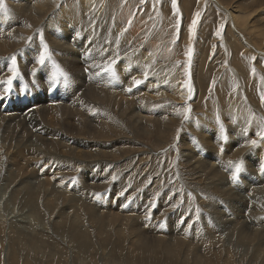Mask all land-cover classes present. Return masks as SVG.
<instances>
[{
	"label": "rangeland",
	"instance_id": "rangeland-1",
	"mask_svg": "<svg viewBox=\"0 0 264 264\" xmlns=\"http://www.w3.org/2000/svg\"><path fill=\"white\" fill-rule=\"evenodd\" d=\"M73 1L78 0H70V3ZM96 1H102V6L96 5L98 9L90 6L89 12L82 13V21L84 28H92L96 39L102 38L100 40L105 46H101V53L105 57L104 61L110 63L102 64L99 74H110L108 68L115 69L117 74V69L123 68L125 62L121 59L140 64L146 56L149 59L146 62L154 65L153 71L160 72L157 75L163 74L165 77L166 74V78L174 75L177 78L179 72L183 73L180 74L181 78L188 77L186 80L191 89L187 95V104H178L176 95H171L167 89L170 85L162 84L170 93L161 97L156 104L153 101L144 103L153 107L150 120H159V123L162 119L164 121L175 117L176 120L180 117V120L163 136L158 134L157 129L151 132L143 128L138 130L128 117L134 113L136 116L135 111L139 110H136V106H141L140 102L130 104V98L119 96L121 93H114L113 90V95L124 100V104H109L105 98L99 102L97 100L96 104L86 95L85 87L79 88V85L67 81L69 71L60 67L56 53L49 49L55 42L52 39L54 35L51 36L52 27L47 29L44 22H33L23 7L19 11L12 8L13 0H0V18L3 17V20L0 19V39L7 33H13L15 38L17 36L16 42L11 41L13 49L0 51L2 155L7 149L3 139L13 143V140L10 141L11 136L24 138V141L32 134L46 140L53 138L52 142L42 147L50 153L47 155L50 158H44L43 153L37 152L33 153V157L26 148H16L15 145L7 157L1 155L0 264H264V0H174V10L169 0ZM183 1L189 5H184ZM74 2L71 7L76 4ZM16 3L17 0L14 6ZM57 5L48 15L57 9ZM15 11L21 16L18 13L16 15ZM5 13L10 16H5ZM140 18L143 19L140 21ZM163 18L166 19L164 22ZM133 21L137 24H132ZM165 22H168L167 25ZM9 23L12 24L10 27ZM18 29L22 31L18 32ZM132 29L137 31L129 36V30ZM56 30L64 33L60 27ZM22 36L25 39L21 40ZM183 39H186V43L181 42ZM77 40L78 44L75 41L76 45L72 49L81 47L83 39ZM112 40H115L114 44ZM73 41L65 42L71 44ZM148 43H152L151 47ZM113 58L117 60L114 62ZM48 62L49 66L44 68V63L47 65ZM143 66L145 71L142 75L141 71L138 75V69L124 72L121 78L123 83L136 81L137 85L129 84L136 89L149 84L147 76L151 74L152 65L143 63ZM87 71L90 73L89 69ZM8 75L11 79L5 78ZM109 79L106 78L105 86L111 82L115 86V82ZM151 82L153 85L158 83L153 80ZM96 83L98 86L101 84L98 81ZM121 90L124 91L123 88ZM163 91L160 89L161 93ZM87 104L91 107L87 108ZM120 107H125V111L122 112ZM47 109L53 113L61 111L66 114L60 120L67 125L66 129L58 125L54 126L55 129L50 123L45 128L36 127L38 130L35 133L28 125L30 123H26L27 119L22 117L24 110L31 115ZM69 111L76 113L77 117H83L71 118ZM90 116L95 117V122ZM77 121L83 124L79 126ZM70 124L75 126L71 129L68 126ZM17 127L21 133L16 131ZM116 127H119L118 130ZM180 142L189 144H184L188 148L185 158L180 156L182 147L185 148ZM144 152L152 157L143 165H137ZM173 152L175 160L173 156L172 160L166 161ZM181 158H184L182 163ZM33 180L37 183H33ZM26 183L35 191L31 203L26 202V199V203L22 201ZM14 189L20 191L15 192L12 202L8 190ZM28 208L35 210L32 213L38 219L29 217ZM71 224L77 225L82 231L80 238L73 232ZM135 226L141 227L138 229ZM248 227L257 236L249 235ZM13 235L16 242L10 238ZM142 239L154 243H140ZM254 245L257 247H252ZM173 254L174 257H171Z\"/></svg>",
	"mask_w": 264,
	"mask_h": 264
},
{
	"label": "bare ground",
	"instance_id": "bare-ground-1",
	"mask_svg": "<svg viewBox=\"0 0 264 264\" xmlns=\"http://www.w3.org/2000/svg\"><path fill=\"white\" fill-rule=\"evenodd\" d=\"M6 1V0H5ZM15 1L16 0H13V2H14V4H15ZM114 1V0H113ZM170 1V4H171V6H172V10H174V8H173V4H174V0H169ZM186 1V0H185ZM185 1H183L184 2V5H186V6H188L189 5V3H185ZM8 3H9V1H7ZM74 2V1H73ZM73 2H71V3H73ZM106 2H108V0H106ZM105 2V3H106ZM109 2L111 3L112 2V0L110 1L109 0ZM11 3V2H10ZM58 3V5H57V9H55L54 10V12L51 14V15H48L49 13H50V11H51V9L52 8H54V7H56V4ZM71 3H70V0H17V5H15L14 6V4L11 6L10 4V6L12 7V8H14L15 10H17V11H19V10H22L21 8L23 7V11L24 12H26L27 14H28V16L29 17H31L30 19H32V21L33 22H37V21H41V22H44V24H45V26H47V29H49L50 28V26L52 27V29H51V31H52V33H51V36L52 35H54L53 36V38L52 39H55V42L54 43H52L51 45V47L52 48H49L48 46V48L49 49H51L52 50V52L54 53H56V57H57V59H58V64L60 65V67L62 66V67H64L65 69H67L69 72L67 73V77H68V79L69 80H67V81H69V82H71L72 84H74V85H79V88L80 87H85V91H86V95H88L90 98H92L91 100L93 101H95V103L97 102V100H98V102H99V100H103L104 98H105V100H106V102H109V104L110 103H112V104H114V103H118L119 105L120 104H124L123 102H124V100H119V97L118 96H116L115 94L113 95V90H115V92L114 93H116V92H118V93H121V94H119V96H123V97H125L126 99L127 98H130L131 100H129L128 102L131 104V102H133L132 104H137L138 102H140L141 103V106L140 105H137L136 106V110H138V112L137 111H135L136 112V116H135V113H134V115H130V117H128L129 118V120H131L132 122H133V124L135 125H133L134 127H136L138 130H142V128H143V130L144 131H148V129H149V131L148 132H151L152 130L154 131L155 129H157L158 130V134L159 135H165L166 133H168V131L170 130V129H173V127H175L176 126V123H177V120L179 121L180 120V117H177V120H176V117L175 118H169L168 120H164V121H162V120H160V123H159V120H155V121H152V120H150V119H152L151 117H152V113H153V111H152V106H150V105H145V104H147L146 102H148V101H153V103L154 104H156V102L158 101V100H161L160 98L162 97H165V95H167V94H169L170 92H171V95H176V97L177 98H175L176 99V101L178 102V104H180V103H184V102H186V103H184V104H187V95H188V93H189V91H190V83H189V81L188 80H186V78H188V77H186V78H181L180 77V74L181 75H183V73H180L179 74V72H178V77L177 78H175V76L174 75H171V76H169L168 77V74H167V77L168 78H166V74H165V77H164V75L162 74V75H157V70H155V71H153L154 70V65L153 64H151V63H148V62H146V60H147V57L146 56H144L146 59H142L141 61H140V64H132V62H131V60H129V61H127V59H125V60H122L121 58H119V59H121V61H125V62H123V68H118L117 69V74L115 73V69H110V68H108L109 69V71H110V74H108V72L107 73H104V74H99V72L101 71V67H102V64L104 65L105 63L106 64H109L110 62L109 61H107V62H105L104 61V59H105V57L103 56V54L101 53L102 51H103V49L101 48V46L103 45V43L101 42V40H102V38H99V39H96V35H95V32L92 30V28H84V20L82 21V13H85V12H89L88 10L90 9V6H94V8L96 7V5H99L100 7L102 6V4H103V2L102 1H96V0H78L77 2H74V3H76L73 7H71L72 5H71ZM8 5V4H7ZM71 5V6H70ZM79 6V8H78V6ZM115 5V4H114ZM200 5V4H199ZM6 6V5H5ZM108 6H109V4H108ZM111 6V5H110ZM201 6V5H200ZM10 7V8H11ZM5 8H7V6L5 7ZM97 9L99 8V7H96ZM202 8V7H201ZM197 9V8H196ZM103 10V9H102ZM125 10V9H124ZM202 10V9H201ZM12 11H14L13 9H12ZM96 11V10H95ZM100 11V10H99ZM124 12V11H123ZM127 12V11H126ZM4 13V12H3ZM2 13V14H3ZM9 13V12H8ZM14 13H16V11L14 12ZM13 13V14H14ZM18 13V12H17ZM17 13H16V15H17ZM91 13V12H90ZM102 13V12H101ZM104 13V12H103ZM1 14V15H2ZM21 14V13H20ZM24 14V13H23ZM107 14V13H106ZM110 14V13H109ZM6 15H9V14H7V13H5V16ZM18 15H19V13H18ZM231 15H232V13H231ZM4 16V15H3ZM10 16V15H9ZM19 16H21V15H19ZM89 16H90V14H89ZM2 17V16H1ZM29 17L27 18V20L29 19ZM239 17V16H238ZM244 17V16H243ZM3 18V17H2ZM2 18H0V19H2ZM6 18V17H5ZM7 18H8V16H7ZM7 18H6V20H7ZM10 18V17H9ZM237 18V17H236ZM242 17H240V19H241ZM143 18H140V21L142 20ZM231 19V18H230ZM243 19V18H242ZM246 19H249L248 17L246 18ZM3 20V19H2ZM10 20V19H9ZM137 20H139V19H137ZM166 19L165 18H163L162 19V22H164ZM171 20V19H170ZM232 21V20H231ZM241 21V20H240ZM5 22V21H4ZM8 22V21H7ZM33 22H31V23H33ZM40 22V23H41ZM197 22V21H196ZM249 22V21H248ZM93 23V22H92ZM166 24L165 25H167V23L168 22H165ZM1 24V23H0ZM7 24V23H6ZM34 24V23H33ZM33 24H32V26H33ZM132 24H134V25H136L137 23L136 22H134L133 21V23ZM239 24V23H238ZM12 24L11 23H9L8 24V27H10ZM39 25V24H38ZM94 25V24H93ZM134 25H133V27H134ZM164 25V26H165ZM233 25H234V23H233ZM31 25L29 26V27H32ZM34 26H35V24H34ZM236 26H237V24H236ZM241 26H242V24H241ZM244 26V25H243ZM2 27H4V26H2ZM21 27V26H20ZM58 27H60V28H62L63 30H64V33H62V31H58V30H56ZM93 27V26H92ZM22 28V27H21ZM135 28V27H134ZM249 28V27H248ZM23 30H24V28H22ZM45 29V28H44ZM43 29V30H44ZM112 29V28H111ZM137 29H139V27L137 28ZM25 30L26 31H28L29 32V30H27L26 28H25ZM97 30V29H96ZM99 30V29H98ZM17 31V30H16ZM19 31H22V30H19L18 29V32ZM31 31V30H30ZM47 31V30H46ZM121 31V30H120ZM136 31L137 30H134V29H132V30H129V32L131 33L129 36H131L132 35V33H136ZM161 31H163V30H161ZM228 30H226V32H227ZM230 31V30H229ZM228 31V32H229ZM235 31V30H234ZM11 32H12V30H11ZM44 32V31H43ZM48 32V31H47ZM67 32H69V34H67ZM116 32V31H115ZM114 32V33H115ZM118 32V31H117ZM116 32V33H117ZM181 32V31H180ZM250 32V31H249ZM26 33V32H25ZM30 33V32H29ZM28 33V34H29ZM115 33V34H116ZM185 33H187V32H185ZM190 33V32H189ZM229 33H232V31L231 32H229ZM229 33H227V34H229ZM16 35H17V33H15ZM19 34V33H18ZM27 34V33H26ZM43 34H45V33H43ZM118 35H119V33H117ZM121 34V33H120ZM160 34H161V32H160ZM162 34H163V32H162ZM192 34V33H191ZM245 34V33H244ZM254 34V32L252 33V35ZM128 35V34H127ZM135 35H137V34H135ZM135 35H134V37H135ZM159 35V34H158ZM185 35V34H184ZM232 35V34H231ZM7 36H8V38H7ZM28 36V35H27ZM50 36V37H51ZM102 36V35H101ZM110 36H111V34H110ZM120 36V35H119ZM119 36H118V39H119ZM128 36V37H129ZM187 36V35H186ZM229 36V35H228ZM21 37V36H20ZM46 37V36H45ZM99 37V36H98ZM185 37V36H184ZM183 37V38H184ZM245 37V36H244ZM16 38H17V36H16ZM15 37H14V34L13 33H7V35L4 37V38H2L1 37V39H0V51L1 50H4V52L6 51V50H8V49H10L11 48V45H12V43L14 42L13 40H15V42L17 41V39H16ZM23 36H22V39L21 40H23ZM41 38H43V37H41ZM115 38V37H114ZM122 38V37H121ZM125 38V37H124ZM124 38L122 39V40H124ZM136 38V37H135ZM134 38V39H135ZM179 38H180V36H179ZM182 38V37H181ZM189 38V37H188ZM232 38H233V36H232ZM246 38V37H245ZM3 39V40H2ZM5 39V40H4ZM25 39V38H24ZM44 39V38H43ZM72 39H74V41H73V43H71V44H68L67 42H65V41H70V40H72ZM77 39H79L80 41H81V39H83L82 41H81V52H80V48H75V49H72L71 47L74 45H76L75 44V41H76V43H77ZM101 39V40H100ZM127 39V38H126ZM129 39V38H128ZM133 39V40H134ZM138 39V38H137ZM136 39V40H137ZM187 39V38H186ZM185 39V40H186ZM198 39H200V37L198 38ZM234 39V38H233ZM236 39V38H235ZM247 39V38H246ZM116 40V39H115ZM115 40L113 41V44L115 43ZM185 40L183 39L181 42H185ZM212 40H213V37H212ZM218 40V39H217ZM11 41H13L12 43H11ZM42 41V40H41ZM54 41V40H53ZM61 41H64L63 43H61ZM120 41V40H119ZM187 41H189V40H187ZM214 41L216 42V40L214 39ZM19 42V41H18ZM218 42V41H217ZM219 42H221V41H219ZM238 42V41H237ZM21 43V42H20ZM36 43V42H35ZM44 43H45V41H44ZM105 43V42H104ZM118 43V42H117ZM116 43V44H117ZM142 43V42H141ZM186 43V42H185ZM242 43V42H241ZM246 43V42H245ZM37 44V43H36ZM46 44V43H45ZM78 44V43H77ZM149 44V43H148ZM151 44L152 43H150L149 44V46L151 47ZM236 44V43H235ZM240 44V43H239ZM238 44V45H239ZM252 44V43H251ZM264 44V43H263ZM14 45H16V44H14ZM18 45H22V44H18ZM24 45V44H23ZM35 45V44H34ZM33 45V46H34ZM106 45V44H105ZM142 45H143V43H142ZM219 45V47H220V44H218ZM37 46V45H36ZM104 46V45H103ZM148 46V47H149ZM208 46V45H207ZM251 47H252V45H250ZM263 46V45H262ZM19 47V46H18ZM21 47V46H20ZM105 47V46H104ZM107 47V46H106ZM149 47V48H150ZM152 47H153V45H152ZM239 47V46H238ZM247 47V46H246ZM37 48V47H36ZM217 48V47H216ZM242 48V47H241ZM248 48V47H247ZM261 48V47H260ZM264 48V47H263ZM11 49H13V46H12V48ZM25 49H27V48H25ZM24 49V50H25ZM38 49V48H37ZM220 49V48H219ZM238 49V48H237ZM243 49H244V47H243ZM256 49V48H255ZM23 50V49H22ZM35 50V49H34ZM51 50H49V52L48 53H50V51ZM250 51H252L253 49H249ZM259 50H262V49H259ZM11 51V50H10ZM37 51V50H36ZM119 51V50H118ZM205 51V50H204ZM248 51V50H247ZM258 51V50H257ZM264 51V50H263ZM12 52V51H11ZM38 52H39V50H38ZM110 52H112V51H110ZM206 52V51H205ZM254 52V51H253ZM44 53V52H43ZM82 53H83V56H82ZM223 53V52H222ZM256 53V52H255ZM254 53V54H255ZM6 53H2V55H5ZM109 54V53H108ZM207 54V53H206ZM224 54V53H223ZM261 54V53H260ZM22 55V54H21ZM36 56H37V54H35ZM51 55V54H50ZM49 55V56H50ZM156 55V54H155ZM154 55V56H155ZM159 55V54H158ZM202 55V54H201ZM262 55V54H261ZM25 56V55H24ZM29 56V55H28ZM203 56H205V54L203 53ZM202 56V57H203ZM258 56V55H257ZM27 57V56H26ZM262 57H263V55H262ZM1 58V57H0ZM46 58V57H45ZM155 58H156V61H157V57L155 56ZM197 58V57H196ZM225 58V57H224ZM23 59H24V57H23ZM28 59V58H27ZM38 59V58H37ZM195 59V58H194ZM208 59V58H207ZM210 59V58H209ZM216 59V58H215ZM25 60V59H24ZM23 60V61H24ZM36 60V59H35ZM48 60V59H47ZM56 60V59H55ZM115 60H117V58H113V61L115 62ZM149 60V59H148ZM147 60V61H148ZM202 60V59H201ZM218 60V59H217ZM17 61L19 62V60L17 59ZM29 61V60H28ZM33 61V60H32ZM43 61V60H42ZM120 61V60H119ZM150 61H151V59H150ZM210 61V60H209ZM260 61H262L261 59H260ZM44 62V61H43ZM50 62H51V60H50ZM81 62L83 63V65H81ZM116 62H118V61H116ZM152 63H153V60L151 61ZM154 62H155V60H154ZM202 62V61H201ZM204 62V61H203ZM215 62V61H214ZM218 62V61H217ZM215 63V64H218V65H221L222 64V62H221V64H219V63ZM8 63V62H7ZM35 63V62H34ZM39 63V62H38ZM56 63V62H55ZM143 63H145V64H147L148 66H150V65H152V70H151V72H149V73H151V74H149L147 77H149V80H150V82H149V84H144L143 86H141V88L140 89H136V88H133V87H131L129 84H131L132 86H134V85H137L138 83L136 82V81H131L129 84H124L123 83V81H122V76H124V72L125 73H129V71H130V69H133V70H135V71H137V69H138V71H137V73H138V75H140V71H141V75L142 74H144V71H145V67L143 66V68H142V65H143ZM186 63V62H185ZM1 64V63H0ZM50 64H52V63H50ZM156 64V63H155ZM214 64V63H213ZM212 64V65H213ZM224 64V63H223ZM243 64H245V63H243ZM15 65V63L12 65V66H14ZM38 65V64H37ZM53 65V64H52ZM57 65V64H56ZM56 65H55V67H56ZM59 65H58V67H59ZM202 65V64H201ZM200 65V66H201ZM218 65L216 66V67H218ZM251 65V64H250ZM260 65V64H259ZM7 66V65H6ZM47 66H49V62H48V64L46 65L45 63H44V68H46ZM140 66H141V68H140ZM188 66V65H187ZM224 66V65H223ZM5 67V66H4ZM11 67V66H10ZM33 67V66H32ZM59 67V68H60ZM61 67V68H62ZM105 67V66H104ZM117 67V66H116ZM138 67V68H137ZM240 67V66H239ZM13 68V67H12ZM15 68V67H14ZM19 68H20V66H19ZM18 68V69H19ZM31 68V67H30ZM222 68V67H221ZM224 68H226V67H224ZM244 68V67H243ZM22 69H24V66H23V68ZM54 69V68H53ZM52 69V70H53ZM63 69V68H62ZM89 69V71H90V73L87 71ZM150 69V68H149ZM160 69V68H159ZM183 69V68H182ZM195 69V68H194ZM213 69V68H212ZM214 69H215V67H214ZM219 69V68H218ZM240 69V68H239ZM11 70H13V69H11ZM28 70V69H27ZM57 70V69H56ZM59 70H61V69H59ZM165 70V69H164ZM187 70H188V68H187ZM257 70V69H256ZM8 71V70H7ZM17 71H19V70H17ZM22 71V70H21ZM25 71V70H24ZM35 71V70H34ZM47 71V70H46ZM63 71V70H62ZM103 71V70H102ZM150 71V70H149ZM179 71H181L180 69H179ZM252 71V70H251ZM250 71V72H251ZM260 71V70H259ZM1 72H3V71H1ZM9 72H10V70H9ZM8 72V73H9ZM20 72V71H19ZM23 72V71H22ZM29 72V71H28ZM39 72V71H38ZM56 72V71H55ZM64 72V71H63ZM172 72V71H171ZM182 72H184V71H182ZM250 72H248L249 74H250ZM6 73V72H5ZM4 73V74H5ZM30 73V72H29ZM50 73V72H49ZM56 73H58V71L56 72ZM158 73H160V72H158ZM165 73V72H164ZM167 73H170V72H168L167 71ZM175 73H177V72H175ZM192 73V72H191ZM15 74V73H14ZM18 74H20V73H18ZM46 74H47V72H46ZM63 74H65V73H63ZM148 74V73H147ZM147 74H145V75H147ZM171 74V73H170ZM193 74V73H192ZM191 74V75H192ZM9 75H11V74H9ZM9 75H8V77H5V78H10L9 77ZM22 75H24V74H22ZM29 75H31V74H29ZM96 75V76H95ZM13 76V75H12ZM27 76V75H26ZM38 76H40V75H38ZM62 76V75H61ZM249 76V75H248ZM31 77V76H30ZM33 77V76H32ZM66 77V78H67ZM111 78L114 82H115V86H113V85H111V83H109V84H106V86H105V83H106V81L108 80H106V78ZM184 77V76H183ZM23 78V77H22ZM191 78V77H190ZM246 78H248V77H246ZM3 79V78H2ZM11 79V78H10ZM9 79V80H10ZM27 79V78H26ZM30 79V78H29ZM48 79V78H47ZM111 79H109V81L111 80ZM239 79H240V77H239ZM7 80V79H6ZM31 80V79H30ZM106 80V81H105ZM111 80V81H112ZM151 80H153V81H155V82H158L156 85H153L152 84V82H151ZM197 80V79H196ZM17 81V80H16ZM53 81H54V79H53ZM67 81H65L66 82V84L68 83ZM96 81H98V83H101L102 84V86H100L101 84H99V86H98V84L96 83ZM105 81V82H104ZM138 81H140V80H138ZM30 82V81H29ZM48 82V81H47ZM55 82V81H54ZM113 82V83H114ZM165 82H167V83H165ZM8 84V83H7ZM24 84V83H23ZM65 84V85H66ZM70 84V83H69ZM72 84H70V85H72ZM155 84V83H154ZM162 84H166V85H170V87L169 88H167L166 89V87L164 86H162ZM196 84H198V81H196ZM6 85V84H5ZM17 85V84H16ZM73 85V86H74ZM223 85V84H222ZM7 86V85H6ZM69 86V85H68ZM72 86V87H73ZM1 87V86H0ZM8 87V86H7ZM19 87V86H18ZM21 87V86H20ZM31 87V86H30ZM70 88H71V86H69ZM126 87V88H125ZM165 88V89H163V88ZM197 87H199L200 88V85H198ZM224 87V86H223ZM67 88V87H66ZM69 88V90L71 91V89ZM124 89V91H122L121 89ZM226 88V87H225ZM160 89H162V90H164L163 92L164 93H161L160 92ZM167 91V92H166ZM130 93V94H129ZM142 93V94H141ZM151 95H153V96H151ZM164 95V96H163ZM228 95V94H227ZM83 96V95H82ZM85 96V95H84ZM37 97V96H36ZM88 97V98H89ZM39 98V97H38ZM84 98V97H83ZM124 98V99H125ZM168 98V97H167ZM172 97H170V99H171ZM64 99V98H63ZM169 99V98H168ZM40 100V99H39ZM59 100V99H58ZM71 100V99H70ZM86 100H87V98H86ZM174 100V99H173ZM1 101L2 100H0V104H1ZM84 101V100H83ZM92 101H90V102H92ZM120 101H122L121 103H120ZM6 102V101H5ZM80 102V101H79ZM87 102V101H86ZM89 102V101H88ZM87 102V103H88ZM127 102V101H126ZM127 102V103H128ZM40 103V102H39ZM103 103V102H102ZM145 103V104H144ZM158 103V102H157ZM16 104V103H15ZM26 104H27V102H26ZM85 104V103H84ZM93 104V103H92ZM97 104V103H96ZM95 104V105H96ZM104 104V103H103ZM126 104V103H125ZM66 105V104H65ZM99 105V104H98ZM101 105V104H100ZM166 105V104H165ZM1 106V105H0ZM42 106V105H41ZM75 106V105H74ZM86 106V105H85ZM93 106V105H92ZM102 106V105H101ZM104 106V105H103ZM106 106H108V105H106ZM106 106H104V107H106ZM115 106V105H114ZM125 106V105H124ZM187 106V105H186ZM88 107H91V106H88V104H87V108ZM95 107V106H94ZM94 107H92V108H94ZM100 107V106H99ZM117 107V106H116ZM128 107V106H127ZM133 107H135V106H133ZM161 107V106H160ZM190 107V106H189ZM2 107H0V112L2 111V109H1ZM91 108V109H92ZM97 108V107H96ZM112 108H113V106H112ZM111 108V109H112ZM121 108V107H120ZM129 108V107H128ZM138 108V109H137ZM44 109V108H43ZM64 109V108H63ZM85 109H86V107H85ZM122 109V112H124L125 111V107H122L121 108ZM165 109L167 110V106H165ZM6 110V109H5ZM61 110V109H60ZM65 110V109H64ZM93 110V109H92ZM171 110H172V108H171ZM179 110H181V109H179ZM84 111V110H83ZM90 111L91 110H89V113H90ZM105 111H106V109H105ZM113 111V110H112ZM114 111H116V110H114ZM127 111V110H126ZM130 111V110H129ZM134 111V109L132 110V112ZM96 112V111H95ZM99 112V111H98ZM158 112H160V111H158ZM169 112H171V111H169ZM13 113V112H12ZM11 113V114H12ZM117 113V112H116ZM125 113H127V112H125ZM131 113V112H130ZM175 113V112H174ZM4 114V113H3ZM16 114V113H15ZM19 114V113H18ZM21 114V113H20ZM77 114H79V113H77ZM91 114V113H90ZM93 114V113H92ZM138 114V115H137ZM171 114V113H170ZM9 115V114H8ZM64 115H66L65 113H63V112H51V111H49L48 109L47 110H45V111H42V112H39V113H32L31 115H30V113H28V111H26V110H24L23 112H22V117L24 118V119H27L26 120V123L28 122V123H30V124H28V125H30L31 127H32V129H33V132H37V130H38V128H45V126L46 127H48V124H50V123H52L53 124V126L52 127H54V126H61L62 128H64V129H66V127H67V125H65V123L63 122H61L60 120H63V118H64ZM69 115L71 116V118L73 117L74 119L77 117V115H76V113L74 114V113H70V111H69ZM118 115V114H117ZM116 115V116H117ZM160 115V114H159ZM169 115V114H168ZM4 116V115H3ZM2 116V117H3ZM11 116V115H10ZM68 116V115H67ZM88 116V115H87ZM110 116V115H109ZM129 116V115H128ZM176 116V115H175ZM79 117H83V116H79ZM79 117H77V118H79ZM124 117H125V115H124ZM9 118H11V117H9ZM8 118V119H9ZM15 118V117H14ZM89 118H91L92 120L95 118V117H89ZM127 118V119H128ZM163 118V117H162ZM13 119V118H12ZM82 119V118H81ZM106 119V118H105ZM104 119V120H105ZM160 119V118H159ZM47 120H53L54 122H52V121H49V122H47ZM84 120V119H83ZM254 120V119H253ZM94 121V120H93ZM93 121H91V122H93ZM98 121H99V119H98ZM101 121V120H100ZM99 121V122H100ZM110 121V120H109ZM24 122V121H23ZM66 122V121H65ZM73 122V121H72ZM78 123H79V126H81L83 123L81 122V121H77ZM88 122H90V121H88ZM87 122V124H89ZM95 122V121H94ZM76 123V122H75ZM104 123H106V122H104ZM100 124V123H99ZM107 124V123H106ZM109 124V123H108ZM85 125V124H84ZM95 125H97V124H95ZM110 125V124H109ZM21 126V125H20ZM69 126V128H73L72 126H75V125H73V124H70V125H68ZM77 126V125H76ZM90 126V125H89ZM89 126H87V127H89ZM101 126V125H100ZM118 126V125H117ZM208 126V125H207ZM19 127V126H18ZM18 127H17V130L16 131H18ZM36 127H38V128H36ZM52 127H50V128H52ZM91 127V126H90ZM89 127V128H90ZM97 127H99V125L97 126ZM106 127V126H105ZM107 127H109V126H107ZM111 127V126H110ZM163 127V128H162ZM236 127V126H235ZM21 128V127H20ZM55 129H56V127H54ZM54 128H52V129H54ZM79 128V127H78ZM93 128V127H92ZM92 128H91V133H93V131H92ZM100 128V127H99ZM117 128V130H118V128L119 127H116ZM24 129V128H23ZM101 129V128H100ZM237 129V128H236ZM1 130V129H0ZM20 130V129H19ZM22 130V129H21ZM63 130V129H62ZM69 130V129H68ZM76 130H77V128H76ZM93 130H95V129H93ZM99 130V129H98ZM97 130V131H98ZM104 130V129H103ZM200 130H202V129H200ZM238 130V129H237ZM253 130H255V128L253 129ZM23 131V130H22ZM32 131V130H31ZM72 131H74V130H72ZM105 131V130H104ZM205 131V130H204ZM21 133V131H18V133ZM27 132V131H26ZM41 132V131H40ZM246 132H248V131H246ZM252 132V131H251ZM17 133V132H16ZM97 133V132H96ZM113 133V132H112ZM249 133V132H248ZM4 134V133H3ZM11 134V133H10ZM9 134V135H10ZM39 134V133H38ZM79 134V133H78ZM109 134V133H108ZM111 134V133H110ZM145 134V133H144ZM6 135H7V137H8V134L6 133ZM12 135H14V134H12ZM17 135V134H16ZM20 135V134H19ZM24 135H25V133H24ZM23 135V136H24ZM30 135V134H29ZM152 135V134H151ZM249 135V134H248ZM1 136H2V134H1ZM5 136V135H4ZM27 136V135H26ZM25 136V137H26ZM149 136V135H148ZM204 136H205V134H204ZM230 136V135H229ZM206 137V136H205ZM212 137H214V136H212ZM240 137V136H239ZM241 137H243V136H241ZM5 138V137H4ZM9 138V137H8ZM14 138V137H13ZM12 138V136H11V140L10 141H12L13 143H11V142H9L8 140H5V139H3L4 140V143H6V145H7V149H6V151H4L3 152V155H9L10 153H9V151L13 148V146L15 145V147L16 146H19V148H20V146H21V148L23 147V148H26L27 150H28V152L29 153H31L32 155H33V157H34V152H37V153H43L44 155H45V157L44 158H50V156H47V155H50V153H48L46 150L44 151L43 149H42V147L44 146V145H46L47 143H50V142H52V139L53 138H50V140H46L44 137H40L39 135H37V134H35V136H33V134L27 139V140H23V139H21V138H19V139H17L16 137L13 139ZM210 138V137H209ZM16 139V140H15ZM56 139V138H55ZM65 139V138H64ZM183 139V138H182ZM208 139V138H207ZM247 139V138H246ZM249 139V138H248ZM46 140V141H45ZM61 140V139H60ZM231 140H233L232 138H231ZM46 143H45V142ZM55 141V140H54ZM63 141V140H62ZM208 141V140H207ZM1 142H3L2 140H1ZM203 142V141H202ZM209 142V141H208ZM180 143H182L183 145L182 146H185V145H189L187 142H180ZM231 143V142H230ZM64 144V143H63ZM185 144V145H184ZM207 144V143H206ZM212 144V143H211ZM247 144H249V143H247ZM66 145H69V144H66ZM233 145V144H232ZM250 145V144H249ZM1 146V145H0ZM4 146H5V144H4ZM51 146H52V143H51ZM261 146H263V143H262V145ZM14 147V148H15ZM53 147H54V145H53ZM71 147V146H70ZM225 147H226V145H225ZM240 147V146H239ZM238 147V148H239ZM264 147V146H263ZM262 147V148H263ZM17 148V147H16ZM183 148V150H182V154H180V156L181 157H184L185 158V156H187L188 154L186 153V149H188L187 148V146H185V148L184 147H182ZM236 148H237V146H236ZM235 148V149H236ZM5 149V148H4ZM17 150V149H16ZM50 150H52V149H50ZM228 150H229V148H228ZM231 150V149H230ZM229 150V151H230ZM233 150V149H232ZM24 151H26V150H24ZM78 151V150H77ZM192 151V150H191ZM14 152V151H13ZM16 152V151H15ZM14 152V153H15ZM23 152V151H22ZM21 152V153H22ZM79 152V151H78ZM97 152V151H96ZM12 153V152H11ZM20 153V154H21ZM240 153V152H239ZM245 153V152H244ZM13 154V153H12ZM12 154L10 155L11 157H14V156H12ZM28 154V153H27ZM190 154V153H189ZM241 154V153H240ZM246 154V153H245ZM2 155V150L0 149V158L3 156H1ZM37 155L38 154H36V156L35 157H37ZM83 155V154H82ZM85 155V154H84ZM87 155V154H86ZM102 155V154H101ZM199 155V154H198ZM247 155V154H246ZM24 156V155H23ZM40 156V155H39ZM42 156V155H41ZM174 156V157H173ZM239 156V155H238ZM237 156V157H238ZM7 157V156H6ZM9 157V156H8ZM31 157V156H30ZM52 157V156H51ZM54 157H55V155H54ZM105 157V156H104ZM150 157H152V156H150L149 154H147L146 152H144L143 154H141V157H139V160L137 161L138 163H137V165H143V163L144 162H146V161H148V159L150 158ZM172 157H173V159L175 160V158H176V156L174 155V152H173V154H171V156H169V157H167V160L166 161H169V160H172ZM190 157H193V156H190ZM24 158H25V156H24ZM27 158V157H26ZM82 158H83V156H82ZM183 158V159H184ZM253 158H254V156H253ZM13 159V158H12ZM80 159V158H79ZM182 158L180 159L181 160V163H182V160H183ZM237 159V158H236ZM258 159V158H257ZM2 159H0V161H1ZM31 160H33V158H31ZM74 160V159H73ZM194 160H195V158H194ZM193 160V161H194ZM215 160V159H214ZM53 161V160H52ZM51 161V162H52ZM95 161V160H94ZM189 161H191V160H189ZM200 161V160H199ZM2 162V161H1ZM5 162H7L6 161V159H5ZM13 162V161H12ZM39 162V161H38ZM187 162V161H186ZM185 162V163H186ZM197 162V161H196ZM248 162V161H247ZM11 163V162H10ZM32 163V162H31ZM53 163V162H52ZM188 163V162H187ZM194 163H195V161H194ZM193 163V164H194ZM199 163H201V162H199ZM232 163V162H231ZM3 164V163H2ZM28 164H29V162H28ZM46 164V163H45ZM198 164V163H197ZM205 164V163H204ZM252 164H254V162L252 163ZM256 164V163H255ZM53 165V164H52ZM12 166V165H11ZM38 166V165H37ZM181 166V165H180ZM183 166V165H182ZM203 166V165H202ZM36 167V166H35ZM52 167V166H51ZM55 167V166H54ZM201 167V166H200ZM204 167V166H203ZM207 167V166H206ZM215 167V166H214ZM13 168V167H12ZM59 168V167H58ZM145 168V167H144ZM198 168V167H197ZM41 169H43L42 167H41ZM64 169V168H63ZM139 169V168H138ZM189 169V168H188ZM208 169V168H207ZM225 169V168H224ZM252 169V168H251ZM57 170V169H56ZM206 170V169H205ZM51 171V170H50ZM64 171V170H63ZM195 170H193V172H194ZM4 172V171H3ZM13 172V171H12ZM57 172V171H56ZM222 172V171H221ZM202 173V172H201ZM212 173V172H211ZM210 173V174H211ZM214 173V172H213ZM227 173V172H226ZM59 174V173H58ZM197 174V173H196ZM228 174V173H227ZM11 175H13V176H15L14 174H12L11 173ZM18 175V174H17ZM217 175V174H216ZM219 175H220V173H219ZM223 175V174H222ZM221 175V176H222ZM55 177V176H54ZM196 177V176H195ZM226 177V176H225ZM224 177V178H225ZM56 178V177H55ZM13 179L14 178H12V181H13ZM222 181V180H221ZM224 181H225V179H224ZM230 182V181H229ZM33 183H37V181L36 180H33ZM104 183V182H103ZM225 184V183H224ZM32 185H34V184H32ZM61 185V184H60ZM59 185V186H60ZM102 185V184H101ZM31 186V185H30ZM219 186V185H218ZM32 187V186H31ZM31 187H29L28 185H27V183H26V185H25V197H23V199H22V201H23V203H26L27 201L28 202H32L31 200H32V198H34V190H31ZM41 187V186H40ZM223 187V186H222ZM22 188V187H21ZM20 188V189H21ZM43 188V187H42ZM69 188V187H68ZM20 189H14V190H8V196H9V199L12 201V198H13V196H14V194H15V192L16 191H20ZM68 190V189H67ZM218 190V189H217ZM227 190H228V188H227ZM41 191H42V189H41ZM105 191V190H104ZM219 191V190H218ZM230 191V190H229ZM116 192V191H115ZM227 192V191H226ZM256 192V191H255ZM264 192V191H263ZM263 192H262V194H263ZM228 194H229V192H227ZM217 194V193H216ZM234 194V193H233ZM236 194V193H235ZM231 195V194H230ZM238 195V194H237ZM248 195V194H247ZM36 196V195H35ZM227 196V195H226ZM233 196V195H232ZM63 197V196H62ZM184 197V196H183ZM225 197V196H224ZM237 197V196H236ZM226 198V197H225ZM25 199H26V202H25ZM230 199V198H229ZM236 199H238V198H236ZM242 199H243V197H242ZM246 199V198H245ZM255 199V198H254ZM66 199H64V201H65ZM56 201V200H55ZM235 201V200H234ZM238 201V200H237ZM13 202V201H12ZM21 202V201H20ZM34 202V201H33ZM81 202V201H80ZM236 203V202H235ZM133 204V203H132ZM239 204V203H238ZM83 206V205H82ZM234 206H237V205H234ZM255 206V205H254ZM26 207V206H25ZM34 208V207H33ZM235 208V207H234ZM29 209V208H28ZM36 209V208H35ZM33 211H35L34 209H29V217H31V218H34L36 215L35 214H33L32 212ZM158 211V210H157ZM28 213V212H27ZM121 214V213H120ZM125 214V213H124ZM123 214V215H124ZM35 215V216H34ZM179 215V214H178ZM240 215V214H239ZM117 216V215H116ZM125 216V215H124ZM36 219H38L37 217H35ZM34 218V219H35ZM133 218V217H132ZM145 218V217H144ZM106 219V218H105ZM104 219V220H105ZM118 219V218H117ZM123 219V218H122ZM130 219V218H129ZM141 219V218H140ZM103 220V221H104ZM133 220H134V218H133ZM98 221V220H97ZM108 221V220H107ZM106 221V222H107ZM229 221V220H228ZM70 222V221H69ZM111 222V221H110ZM123 222H125V221H123ZM130 222V221H129ZM128 222V223H129ZM131 222H132V220H131ZM135 222H137V221H135ZM240 222V221H239ZM58 223V222H57ZM132 223H134V222H132ZM0 224H2L1 222H0ZM66 224V223H65ZM104 224V223H103ZM113 224V223H112ZM121 224V223H120ZM105 225V224H104ZM142 225V224H141ZM71 226H72V224H71ZM111 226V225H110ZM143 226V225H142ZM168 226V225H167ZM171 226V225H170ZM119 227V226H118ZM135 227H137V226H135ZM141 227V226H140ZM140 227H137L138 229L140 228ZM169 227V226H168ZM29 228H30V226H29ZM72 228L74 229V233L76 234V236L77 237H81L82 236V231L80 230V229H78V227H77V225H75V226H72ZM71 228V229H72ZM104 228V227H103ZM133 228H134V226H133ZM250 227H248V234L249 235H251V236H257V234L255 233V232H253L254 230L253 229H249ZM109 229V228H108ZM123 229V228H122ZM129 229H131L130 227H129ZM136 229V228H135ZM145 229H147V228H145ZM144 230V229H143ZM155 230V229H154ZM240 230V229H239ZM253 230V231H252ZM21 231H23V230H21ZM140 231H142V230H140ZM150 231H152V230H150ZM159 231V230H158ZM197 231V230H196ZM245 232L247 231V230H244ZM9 232H11L10 230H9ZM25 232V231H24ZM30 232V231H29ZM132 232V231H131ZM184 232V231H183ZM17 233V232H16ZM19 233V232H18ZM27 233V232H26ZM105 233V232H104ZM205 233V232H204ZM216 233V232H215ZM136 234V233H135ZM135 234H133L134 235V237H135ZM141 234V233H140ZM139 234V235H140ZM144 234H147V233H144ZM152 234V233H151ZM151 234H149V235H151ZM162 234V233H161ZM247 234V233H246ZM262 234V233H261ZM153 235V234H152ZM244 235H245V233H244ZM7 236V235H6ZM37 236V235H36ZM138 236V235H137ZM145 236V235H144ZM239 235H237V237H238ZM14 237H15V235H13L12 237H10V238H12V241L13 242H16V238L14 239ZM139 237V236H138ZM162 237V236H161ZM200 237V236H199ZM208 237V236H207ZM215 237V236H214ZM262 237H263V235H262ZM36 238V237H35ZM78 238V239H79ZM146 238V237H145ZM168 239V238H167ZM202 239V238H201ZM210 239V238H209ZM208 239V240H209ZM238 239V238H237ZM261 239V238H260ZM259 239V240H260ZM19 240V239H18ZM239 240H240V238H239ZM250 240V238L248 239V241ZM257 240V239H256ZM34 241V240H33ZM81 241V240H80ZM193 241V240H192ZM210 241V240H209ZM241 241V240H240ZM251 241H254V240H251ZM84 242V241H83ZM159 242V241H158ZM244 242V241H243ZM245 242H246V240H245ZM250 242V241H249ZM260 242V241H259ZM31 243V242H30ZM140 243H154V242H152L151 240H144V239H142L141 241H140ZM160 243V242H159ZM182 243V242H181ZM251 243V242H250ZM161 244V243H160ZM243 244V243H242ZM246 244V243H245ZM252 244V243H251ZM149 245V244H148ZM167 245V244H166ZM180 245V244H179ZM255 245H257V244H255ZM252 246V247H257V246ZM156 246V245H155ZM246 246H248V244L246 245ZM183 247V246H182ZM180 248V247H179ZM166 248H164V250H165ZM183 249V248H182ZM160 251V250H159ZM169 251V250H168ZM175 251V250H174ZM180 251V250H179ZM178 251V252H179ZM196 251V250H195ZM260 252V250L258 251V253ZM263 252H264V250H263ZM81 253V252H80ZM95 253V252H94ZM164 253V252H163ZM197 253V252H196ZM195 253V254H196ZM222 254V253H221ZM110 255V254H109ZM197 255V254H196ZM199 255V254H198ZM261 256V255H260ZM171 257H174V254L171 256ZM171 257L169 258V259H171ZM196 257V256H195ZM198 257V256H197ZM213 257V256H212ZM215 258V257H214ZM196 260H198V259H196ZM201 262L203 263V261L201 260ZM200 263V262H199ZM13 264V263H12ZM201 264V263H200Z\"/></svg>",
	"mask_w": 264,
	"mask_h": 264
}]
</instances>
